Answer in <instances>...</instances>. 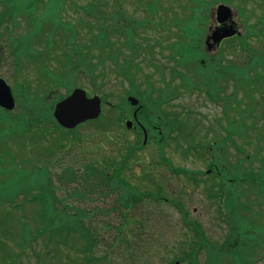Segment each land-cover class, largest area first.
<instances>
[{
	"label": "rangeland",
	"instance_id": "obj_1",
	"mask_svg": "<svg viewBox=\"0 0 264 264\" xmlns=\"http://www.w3.org/2000/svg\"><path fill=\"white\" fill-rule=\"evenodd\" d=\"M61 1L0 0V78L10 85L18 107L15 106L11 112L0 108V264H18L21 260L26 264H114L112 257L116 254L114 258L116 264H122V261L128 264H169L168 260L173 255L169 254L165 247H178L174 236L178 237L182 230L177 225L170 227L165 225L174 220L177 214L184 217L183 222L192 223L197 220L207 230L211 241L200 242V246L205 248V254L202 247L192 252L194 258L197 255L199 264H253L262 259L264 257V159H257L260 155L256 156V154L262 153L264 135L256 136L254 132L256 128L264 126L260 117L253 120L256 122L255 130L253 122H250L251 119L246 121V124H250L253 139H262L258 146H250L248 149L244 145L247 150L243 155L247 162L244 164L238 160L231 162V156L229 158L224 156L221 159L223 186L217 191L214 189L207 193L203 191V185H200L201 190L203 189L201 191L203 197H213L211 203L207 205L209 207L213 204L209 212L210 218L206 215V210L202 208L203 203L198 199L199 194L196 193L190 195L192 200L186 207H175L177 214L173 209L167 208L166 215L156 217L150 214L146 202L150 200L151 192L156 189L157 183L164 179L163 173L168 169L165 166L157 167L149 162L157 158L154 155L152 142L150 146L139 152L129 150V143H136L137 135L132 131L127 132L123 121L118 119L109 124L108 118L120 115L118 111L110 110L109 106L105 105L102 121L90 123L91 125L88 124L79 129L80 134L85 135L87 140L85 152L81 151L77 142L69 144L65 138H62L65 135L63 130L52 126L53 119L49 109L54 110V104L69 94V91L65 90L66 87L68 88L65 79L56 88H52L55 83L50 87V82L54 78L49 72L46 73V68L43 66L48 62L45 57L49 51L42 37L46 35L50 27L57 26L59 37H57V45L51 48L50 54L53 55L51 69L58 74H61V71L66 72L67 64L64 63V59H69L72 49L81 51L79 63L77 58L73 57L72 63L79 64V73L73 78L69 89H85L91 97L94 86L102 84L100 88H103V93L108 94L110 103L119 106L122 103V97L126 98V89H129L125 78L121 76L129 75L130 69L136 70L134 66H138L139 74H136V79L137 85L140 84L141 87L136 88V91L143 95L146 102V108L142 109L144 117L153 118V121L161 123L163 120L175 118L184 120L178 126L177 132L175 129L176 135L172 138L173 141L166 144L169 149L165 151V154L169 152L167 156L170 155V166L176 170H189L187 167L206 169L203 166L205 162L202 155L196 154L194 150L187 151V147L189 149L199 147L197 150L200 152L203 149L206 150L208 146L204 145L201 149L202 146L194 143L196 141L194 134L203 139V134L206 133L207 140L212 141L218 132L214 121L216 120L215 112L208 106L199 107L197 110L201 113L197 115L194 112L196 110L194 95L184 94L168 102L164 98L171 93H162L159 90V88H165L167 82L171 80L169 75L173 64L165 61L163 57L172 48V42L177 40V31L173 24L174 17L183 18L190 14L182 6L186 1L140 0L141 5L136 7L134 2L108 0L112 16L121 13L124 19L134 18L142 23L138 28L136 27L135 31V43L139 44L142 50H135L134 54L123 45L124 38H118L113 44L114 48L109 51L110 43H102L100 47L94 45L92 36L84 27L94 24L96 20L92 17L88 18L76 4L95 8L101 0H74L75 3ZM208 1H210L209 5L212 2L213 7L216 6V2L232 5L243 32L248 26H255L256 23L264 29V24H261L264 22V3H259L257 0ZM148 7L150 8L147 9ZM153 9L155 12L152 13ZM240 10H243L244 14ZM91 12L95 14L94 9ZM99 13H101L100 10L97 11V15ZM202 16V14L199 15L197 19L200 18L199 21L203 25H208L207 29L211 23L209 24ZM207 18L211 22V13H207ZM61 25L71 26L80 31V34L75 37V44H72L74 40L72 36H69V44L64 41L63 37L66 35L65 31L60 30ZM257 30L262 31L260 27ZM124 32L126 34V30ZM245 40L251 50L260 51L262 48V39L247 35ZM152 42L159 43L163 48L156 52L152 50L154 58L149 52ZM232 45L233 42H230L224 46L222 63H236L241 66L248 59V55L241 50H233ZM37 51L40 52V56L35 55ZM142 52L146 54L145 57H142ZM17 53L19 56L23 55L20 59V68L19 66L14 68L15 60L13 59L16 58ZM31 56L45 60L41 68L36 69L38 75L30 69L31 63L33 64ZM102 56L104 59L116 60L120 68H115L107 60H100ZM193 56L198 58L199 54L194 53ZM203 58H205L204 55ZM259 61L260 59L256 62ZM125 62L130 64V69L122 68ZM151 62L163 65L166 74L164 79L158 75V71ZM36 63L40 61L34 64ZM60 63H62L61 68L58 66ZM223 69L231 73L235 82L240 78L239 82L248 84L249 80L243 70L230 66L219 70ZM205 71L210 74L214 72V69L206 68ZM91 77L94 79V86L91 83ZM146 79L152 81L151 90H146L148 87ZM28 86L36 94L28 92L26 90ZM51 88L50 92L44 93ZM230 91L228 88L225 94H230ZM243 93V90L238 89L235 98L228 97L226 101L238 100V110L235 109V113L238 114L239 120L246 118L248 111H252L255 119L256 109L261 112L264 99L256 100L248 93ZM94 94L100 95V93ZM161 99L166 102L159 103ZM21 103L24 104L20 105ZM191 114L201 117L198 118L200 124L198 129V124L191 119ZM216 116H218L217 113ZM226 125L222 126L226 127ZM26 128L32 133H25ZM49 130L51 131L48 133ZM228 130L237 135L250 136L238 123L229 127ZM17 131H20L19 137ZM64 145L67 148L63 147ZM61 146L63 150H60ZM223 147H226L225 143ZM187 153L188 156H186ZM209 153L213 154L214 150ZM261 157L264 158V156ZM87 158L88 161H86ZM108 160L111 161L110 164ZM70 162L72 165L68 166V172H65L62 178V172ZM126 165H129L130 169ZM121 168L127 169L123 171ZM168 175L172 180L173 175ZM68 176L70 181H74L68 183ZM174 183L176 184L175 180ZM106 186L108 189L114 188L112 191L115 192L116 197L114 193H110L105 201L103 195ZM136 200L138 202H135ZM109 204L116 212H111V218L107 214L108 210L104 209ZM194 206L197 207L195 210ZM157 209L160 212L159 204ZM143 211L147 212L146 219L143 220L145 232L141 234V240L136 241L138 253L124 259L115 250V246L122 245V255L134 253L130 249L134 248L133 244L131 243L132 246H130L128 242L133 237L139 238L136 233H133V228L135 225L142 228L140 222L144 215ZM116 215L120 217L117 223ZM166 216L171 219L163 222ZM216 225L221 227L220 230ZM166 228L169 229L165 230ZM193 228L201 239L205 234L204 229L197 225ZM157 229L159 249L155 251L153 246L157 243L155 241ZM111 238L115 242L111 249L107 248L104 252L102 245L109 243ZM95 241H103L102 248L96 246L93 249L92 244ZM102 256L106 259H100ZM94 258L98 259L96 263ZM189 261L184 259L182 264H190Z\"/></svg>",
	"mask_w": 264,
	"mask_h": 264
},
{
	"label": "water",
	"instance_id": "obj_2",
	"mask_svg": "<svg viewBox=\"0 0 264 264\" xmlns=\"http://www.w3.org/2000/svg\"><path fill=\"white\" fill-rule=\"evenodd\" d=\"M222 11L226 12L229 11V9L223 6ZM233 34L234 32L225 33L220 39ZM129 100L133 105L137 103L133 98H129ZM0 107L8 110L14 107L10 89L3 81H0ZM99 108L100 100L97 97L87 99L83 90H75L70 96L56 104L53 116L61 126L65 127V129L73 128L86 120L97 118L100 113Z\"/></svg>",
	"mask_w": 264,
	"mask_h": 264
},
{
	"label": "trees",
	"instance_id": "obj_3",
	"mask_svg": "<svg viewBox=\"0 0 264 264\" xmlns=\"http://www.w3.org/2000/svg\"><path fill=\"white\" fill-rule=\"evenodd\" d=\"M54 1V0H53ZM61 2H68V3H72V2H74V0H62ZM100 2V4H98L95 8L93 7V6H89V7H86V6H82V5H78V4H76V6H77V8L78 9H80V10H83L84 11V13L86 14V16L88 17V18H93V19H95V20H98L99 18H100V13L98 14V17H97V11L98 10H100V11H104L103 10V6L105 7L106 5H104V0H101V1H99ZM75 3V2H74ZM92 9H94L95 10V14H92V12H91V10ZM138 21H135V23H137ZM137 25V24H136ZM136 25H135V28H136ZM85 30H87L88 31V33L92 36V41H93V43H94V45L96 46V42H97V40H98V34H95V33H100V26H99V24H96V23H94V24H88V25H85ZM82 29V28H81ZM64 31H65V37H64V41L66 40V43L67 44H69L70 43V40H69V36H72L73 37V43L72 44H75V37L77 36V35H79L80 34V31H78L77 29H75V28H73V27H71V26H68V27H64ZM82 31H83V29H82ZM103 42V43H106L105 42V40L103 39V38H99V42H101V41ZM53 41V38H51L50 40H49V43H51ZM93 45V46H94ZM75 51H74V54H72L70 57H69V59L67 60L66 58L64 59V63L65 64H67V66H68V68H66V72H64V71H62V74L61 75H57L55 72H53V71H51V72H49L50 73V75L52 76V78L54 77V81L53 80H51V82H50V87L51 86H53V84L54 85H56L55 86V88L58 86V85H60V84H62V82H63V79H65L66 80V84L67 85H70L71 84V82H72V80H73V78L79 73V64L78 65H74L72 62H73V57H76L77 58V63H79L80 61H79V59L81 58L80 57V53H81V51H79L78 49L76 50V49H74ZM260 59V58H259ZM100 60H104V57L102 56L101 57V59ZM262 59H260V61L257 63L256 62V64H263V73H264V62L263 61H261ZM38 61V60H37ZM64 65V64H63ZM37 67V66H36ZM127 67H129V69L131 68V66H130V64L129 63H123L122 64V68H127ZM44 68V67H43ZM260 72V71H259ZM259 72H256L255 74H257V75H260L259 74ZM69 73V74H68ZM68 76V77H67ZM65 77H67V78H65ZM262 80V79H261ZM40 82V81H39ZM255 84L257 85V82H255ZM26 90L28 91V92H31V93H34V94H36V92L35 91H31V88L28 86V87H26ZM111 121H112V119H111ZM54 125V124H53Z\"/></svg>",
	"mask_w": 264,
	"mask_h": 264
},
{
	"label": "flooded vegetation",
	"instance_id": "obj_4",
	"mask_svg": "<svg viewBox=\"0 0 264 264\" xmlns=\"http://www.w3.org/2000/svg\"><path fill=\"white\" fill-rule=\"evenodd\" d=\"M219 25L216 23V21H213L210 25H209V27H208V31H213V30H215V28H217ZM215 48L213 47H211V46H207V51H209V52H211V51H213Z\"/></svg>",
	"mask_w": 264,
	"mask_h": 264
}]
</instances>
